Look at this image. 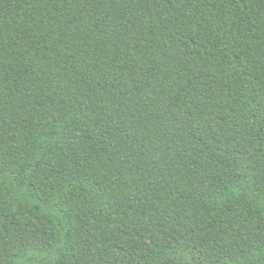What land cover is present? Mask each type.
Masks as SVG:
<instances>
[{"label": "trees", "instance_id": "1", "mask_svg": "<svg viewBox=\"0 0 264 264\" xmlns=\"http://www.w3.org/2000/svg\"><path fill=\"white\" fill-rule=\"evenodd\" d=\"M167 262L264 264V0H0V264Z\"/></svg>", "mask_w": 264, "mask_h": 264}, {"label": "rangeland", "instance_id": "2", "mask_svg": "<svg viewBox=\"0 0 264 264\" xmlns=\"http://www.w3.org/2000/svg\"><path fill=\"white\" fill-rule=\"evenodd\" d=\"M174 260V259H173ZM173 262V261H172ZM172 262H167V264H171ZM173 264H182V263H176L174 262ZM184 264V263H183Z\"/></svg>", "mask_w": 264, "mask_h": 264}]
</instances>
